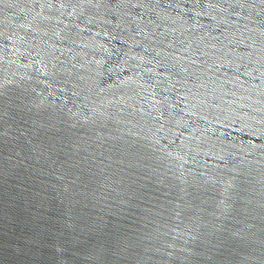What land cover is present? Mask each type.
Here are the masks:
<instances>
[{"label":"water","instance_id":"water-1","mask_svg":"<svg viewBox=\"0 0 264 264\" xmlns=\"http://www.w3.org/2000/svg\"><path fill=\"white\" fill-rule=\"evenodd\" d=\"M0 264H264V0H0Z\"/></svg>","mask_w":264,"mask_h":264}]
</instances>
